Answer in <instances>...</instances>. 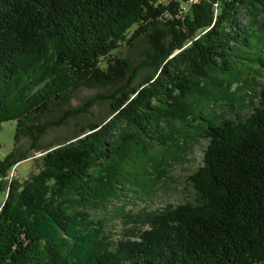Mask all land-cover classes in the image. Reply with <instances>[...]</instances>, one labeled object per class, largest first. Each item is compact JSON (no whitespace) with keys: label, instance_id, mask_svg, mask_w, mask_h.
Segmentation results:
<instances>
[{"label":"trees","instance_id":"obj_1","mask_svg":"<svg viewBox=\"0 0 264 264\" xmlns=\"http://www.w3.org/2000/svg\"><path fill=\"white\" fill-rule=\"evenodd\" d=\"M187 1L0 0V126L17 123L0 178L34 161L0 182V264H264V0ZM141 41L146 62L119 55ZM103 102L105 117L43 143ZM204 138L195 199L130 212L117 239L93 217L152 195Z\"/></svg>","mask_w":264,"mask_h":264},{"label":"rangeland","instance_id":"obj_2","mask_svg":"<svg viewBox=\"0 0 264 264\" xmlns=\"http://www.w3.org/2000/svg\"><path fill=\"white\" fill-rule=\"evenodd\" d=\"M150 44L141 41L136 47L122 46L119 49L120 56L130 58L135 66L146 62L147 55L151 53ZM145 69L139 76V82L145 75ZM264 82V78H261ZM113 87L82 88L75 91L69 101L63 105H56L49 112L44 114L40 120L49 121L59 117L63 111L71 108L82 107L86 100L98 94H106L112 91ZM109 105L107 102L98 103L91 108L90 114L80 115L69 120L68 125L61 128L50 129L43 139V143L59 142L62 139L70 138L79 126L85 125L92 120H98L108 114ZM17 123L15 121L3 122L0 126V162L4 160L14 148ZM208 141L204 138L187 153L184 161L173 163L164 170L166 174L159 182L156 191L150 196L131 193L128 197L122 196L121 200L110 203L107 208L92 210L93 217L103 219L107 222V232L114 233V239L119 238L125 231V215L130 212L141 213L144 211L163 210L169 205H178L195 199V191L189 182V176L203 165L204 149ZM34 169V161L28 160L18 165L17 172L21 180L27 179ZM4 199V192H0V202ZM123 216H119L120 209ZM131 227V226H130Z\"/></svg>","mask_w":264,"mask_h":264},{"label":"built area","instance_id":"obj_3","mask_svg":"<svg viewBox=\"0 0 264 264\" xmlns=\"http://www.w3.org/2000/svg\"><path fill=\"white\" fill-rule=\"evenodd\" d=\"M199 1H200V0H188V1H187V5H191V4L197 3V2H199ZM41 155H42V153H36V154H35V157H39V156H41ZM18 165H19V164H17V165L11 170L9 176H6V177H3V178H0V182H2V181L5 182V181H6V182L8 183V182H11L14 178H16V177H17V174H18V172H17Z\"/></svg>","mask_w":264,"mask_h":264}]
</instances>
